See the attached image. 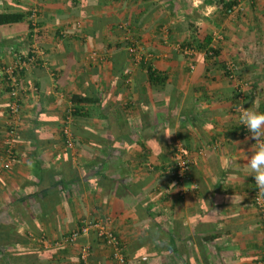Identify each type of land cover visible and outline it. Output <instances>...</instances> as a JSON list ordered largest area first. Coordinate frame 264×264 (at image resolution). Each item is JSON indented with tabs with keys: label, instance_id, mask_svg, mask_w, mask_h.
<instances>
[{
	"label": "crops",
	"instance_id": "crops-1",
	"mask_svg": "<svg viewBox=\"0 0 264 264\" xmlns=\"http://www.w3.org/2000/svg\"><path fill=\"white\" fill-rule=\"evenodd\" d=\"M0 14L22 18L0 25V166L12 100L4 69L36 58L17 74L26 91L0 172V264H82V246L89 264H113L93 231L67 241L103 218L126 264H261L246 158L264 137L240 123L224 67L246 83L245 108L264 113V0H0ZM188 42L217 55L173 49ZM176 142L189 159L180 184L168 174Z\"/></svg>",
	"mask_w": 264,
	"mask_h": 264
},
{
	"label": "built area",
	"instance_id": "built-area-1",
	"mask_svg": "<svg viewBox=\"0 0 264 264\" xmlns=\"http://www.w3.org/2000/svg\"><path fill=\"white\" fill-rule=\"evenodd\" d=\"M32 21L35 20V10L32 11ZM177 52H181L184 56H193L198 53L196 50L189 47H180V45H176L173 48ZM211 49H214L211 47ZM215 50V49H214ZM127 52L130 55H133L137 58V47L136 44L132 43L131 46L127 47ZM203 56L213 57L212 50H208L207 52L202 53ZM35 57H25L23 55H19L16 58V61L11 66L4 69V74L6 75L4 85L9 88V94L12 97V100L9 104L8 114H9V129L7 131V155L9 158L5 161V163L1 164V170H8L11 167V156L14 150L15 140L17 138V130L21 125V117H20V99L21 92H25L26 88L23 84L18 80L16 73L19 70L24 69L28 70L31 66H33L35 62ZM193 66L190 67L192 69ZM235 66L233 63L225 64L224 73L226 74L229 80L235 81V101L233 105L234 112H238L240 117V106L245 108L244 98H245V89L246 83H240L236 80L234 75ZM35 90V89H34ZM71 110V109H70ZM72 111V110H71ZM70 112V111H69ZM68 112V113H69ZM70 115L68 114L64 118L63 122V136H64V144L65 147L71 148L73 146V141L70 138L69 125H70ZM247 131V129L245 128ZM248 134V131H247ZM174 161L170 166L168 174L171 178H175L177 183H181L185 178L189 169V159L187 156V152L181 142H176L174 145ZM146 167L149 170H152V166L150 164H146ZM254 190H253V204L257 209L259 216V223L264 231V195L258 194V190L255 182ZM89 231H93L98 240L102 242L107 248L111 250V259L113 264H126V257L124 253V246L117 238L113 230L111 229V220L110 218H103L98 220H83L78 229L73 231L69 238V243H75L79 236L88 233ZM90 257V248L88 246H82L78 252V259L82 264H89ZM261 264H264V252L261 258Z\"/></svg>",
	"mask_w": 264,
	"mask_h": 264
},
{
	"label": "clouds",
	"instance_id": "clouds-1",
	"mask_svg": "<svg viewBox=\"0 0 264 264\" xmlns=\"http://www.w3.org/2000/svg\"><path fill=\"white\" fill-rule=\"evenodd\" d=\"M240 123L247 129L250 134L249 138L261 141V137H264V113L240 106ZM172 134L169 132L164 135L171 136ZM236 163L230 158H225L223 166L231 168ZM246 166L256 184L258 194L264 195V141H261L253 153L246 158Z\"/></svg>",
	"mask_w": 264,
	"mask_h": 264
},
{
	"label": "trees",
	"instance_id": "trees-1",
	"mask_svg": "<svg viewBox=\"0 0 264 264\" xmlns=\"http://www.w3.org/2000/svg\"><path fill=\"white\" fill-rule=\"evenodd\" d=\"M22 18H21V16H19V15H1L0 14V25H2V24H8V23H15V22H18V21H20ZM176 45V44H175ZM177 45H180V47H189V48H192V49H194V50H196V51H198V50H201V51H203L204 50V52H207L208 50H212V52H213V57H208V56H204L206 59H211V58H214L216 55H217V51L216 50H214V49H211V48H206L204 45H203V43L202 44H197L196 43V45L193 47L192 45H193V43L191 44L190 42H188V43H180V44H177ZM207 46H208V44H207ZM181 53V52H180ZM182 54V53H181ZM26 72V70H24V69H21V70H19V72H17L16 73V75L18 74H23V73H25ZM147 72H148V74H149V77H150V79L151 80H158L157 79V77H155V71L154 70H152L151 69V66H147ZM18 75H17V77H18ZM156 78V79H155ZM9 89V88H8ZM73 101H74V103L76 104V103H82V102H87V101H89L87 98H73ZM77 111H78V109H76L75 108V111H72V112H74L73 114H76L77 113ZM175 179V178H174ZM176 180V179H175Z\"/></svg>",
	"mask_w": 264,
	"mask_h": 264
},
{
	"label": "rangeland",
	"instance_id": "rangeland-1",
	"mask_svg": "<svg viewBox=\"0 0 264 264\" xmlns=\"http://www.w3.org/2000/svg\"><path fill=\"white\" fill-rule=\"evenodd\" d=\"M191 66H189V68H190Z\"/></svg>",
	"mask_w": 264,
	"mask_h": 264
}]
</instances>
